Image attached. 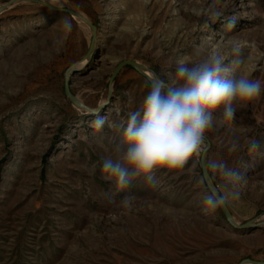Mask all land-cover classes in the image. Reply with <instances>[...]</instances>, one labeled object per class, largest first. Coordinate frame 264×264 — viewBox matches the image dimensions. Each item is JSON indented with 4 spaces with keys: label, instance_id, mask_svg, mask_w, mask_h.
I'll use <instances>...</instances> for the list:
<instances>
[{
    "label": "rangeland",
    "instance_id": "obj_1",
    "mask_svg": "<svg viewBox=\"0 0 264 264\" xmlns=\"http://www.w3.org/2000/svg\"><path fill=\"white\" fill-rule=\"evenodd\" d=\"M13 0H0V7ZM73 15L18 0L0 12V264H240L264 262V224L235 229L222 208L203 207L202 171L155 186L135 183L117 192L99 171L117 133L92 127L133 108L146 76L115 66L135 61L151 74L178 59L218 48L237 73L264 81V0H58ZM109 14H106V9ZM222 12L217 18L214 13ZM234 18L227 28L224 18ZM68 21V24H65ZM233 44L240 47L231 52ZM208 156L227 161L241 179L239 200L227 204L236 223L264 221V94L209 133ZM257 140V150L248 142ZM233 143L239 145L232 151ZM97 165L90 175L86 167ZM217 180L215 187H220ZM132 194L130 208L120 197Z\"/></svg>",
    "mask_w": 264,
    "mask_h": 264
},
{
    "label": "clouds",
    "instance_id": "obj_2",
    "mask_svg": "<svg viewBox=\"0 0 264 264\" xmlns=\"http://www.w3.org/2000/svg\"><path fill=\"white\" fill-rule=\"evenodd\" d=\"M217 18L222 12H215ZM226 27L234 26V18H224ZM65 21V24H68ZM233 54L240 47L233 44ZM218 48H210L196 59H178L166 73H152L145 81V93L136 106L118 119L110 121L99 116L92 127L102 131L106 126L115 129L117 136L110 151L100 157L102 178L117 192H126L135 183L155 186L158 174L171 179L195 174L200 169V193L203 207L211 212L239 200L237 186L239 172L225 160L211 158L209 133L231 124L236 113L264 94V81L250 74L237 73L234 64ZM250 150H257L259 142L250 140ZM239 145L233 143L232 151ZM90 175L97 165L86 167ZM220 187H207L209 182ZM135 197L126 194L119 203L130 208Z\"/></svg>",
    "mask_w": 264,
    "mask_h": 264
},
{
    "label": "water",
    "instance_id": "obj_3",
    "mask_svg": "<svg viewBox=\"0 0 264 264\" xmlns=\"http://www.w3.org/2000/svg\"><path fill=\"white\" fill-rule=\"evenodd\" d=\"M15 1H18V0H13V1H10L8 2L7 4H5L4 6H1L0 7V12L6 7L8 6L9 4H11L12 2H15ZM25 1H29V2H35V3H40L42 5H44L45 7L53 10V11H56V12H64V13H67V14H70V15H73L74 17H78L79 19H81L83 22L87 23V25H89L92 30H93V33H92V42L94 41L95 39V36H96V33H97V27L89 20L87 19L85 16L79 14L78 12H76L75 10L71 9V8H67V7H64V6H55L53 4H51L49 1L47 0H25ZM88 53V52H87ZM87 55V54H86ZM85 55V57H86ZM84 57V58H85ZM79 63V62H78ZM78 63L72 65L65 73V78H64V88H65V91L68 95V97L71 99V101L75 104H78L79 101L77 100V98H75L72 93H71V90H70V77L73 76L75 73L79 72L82 67H79ZM126 66H131L133 67L134 69H136L139 73H141L142 75L146 76L147 78L149 77V75H147L143 70H141L138 66V64L133 61V60H129V59H123L120 63H118L115 68L113 69L112 73H111V76H110V79H109V83L110 85L113 83L115 77L117 76V74ZM202 175H206V173H203L202 172ZM207 187H213V188H216L215 185H213L211 182H209V184L207 185ZM223 211H224V215H225V218L226 220L229 222V224L234 227L235 229H249L251 227H255V226H259V225H263L264 224V221L261 222V223H258L256 224L255 223V220H250V221H247L245 223H242V224H239V223H236L233 219V216L228 208L227 205L223 206L222 207ZM251 263H256V264H264V262H259V261H255V260H250V259H247V260H244L242 262H240V264H251Z\"/></svg>",
    "mask_w": 264,
    "mask_h": 264
},
{
    "label": "bare ground",
    "instance_id": "obj_4",
    "mask_svg": "<svg viewBox=\"0 0 264 264\" xmlns=\"http://www.w3.org/2000/svg\"><path fill=\"white\" fill-rule=\"evenodd\" d=\"M47 1H49L51 4H53V5H55V6H63V4L60 2V1H58V0H47ZM73 10H75L76 12H78L76 9H74V8H72ZM109 9L110 8H107L106 9V14L108 15L109 14ZM79 13V12H78ZM80 14V13H79ZM82 15V14H81ZM77 19H79L78 17H76ZM80 21H81V23L82 24H84L85 26H86V28L90 31V33L92 34L93 33V30H92V28L89 26V25H87V23H85V22H83L81 19H79ZM95 41H93V42H91L90 43V45H89V50H88V53H87V55H86V57L84 58V59H82L79 63H78V65H79V67H84V66H86L87 65V63H88V60H90V58L92 57V55H93V52H94V49H95ZM141 70H143L147 75H150L151 73L149 72V71H147L146 69H144V68H141V67H139ZM78 100V99H77ZM79 101V103L78 104H76V106H78V107H85L86 108V106L80 101V100H78ZM251 264H256V263H251Z\"/></svg>",
    "mask_w": 264,
    "mask_h": 264
}]
</instances>
